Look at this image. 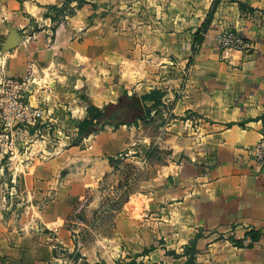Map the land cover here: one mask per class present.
<instances>
[{"label":"crops","instance_id":"0c3cea01","mask_svg":"<svg viewBox=\"0 0 264 264\" xmlns=\"http://www.w3.org/2000/svg\"><path fill=\"white\" fill-rule=\"evenodd\" d=\"M113 1L130 9L129 36L106 18L89 21L88 6L53 31L47 6L65 0H0V36L9 26L23 35L17 48H0V75L22 76L31 60L53 74L42 118L84 119L90 102L76 93L84 87L101 108L115 104L122 88L142 95L152 84L165 92L145 125H106L22 165L27 202L9 217L0 209V264H60L77 252L73 264H185L197 234L196 264H264V166L244 152L264 136V0H220L195 50L214 0ZM33 20L46 27L28 42ZM226 29L253 48L219 51L215 37ZM74 66L90 82L70 84ZM111 67L122 73L117 88L104 83ZM156 118L163 122L152 134ZM83 210L97 216L88 238L69 227Z\"/></svg>","mask_w":264,"mask_h":264},{"label":"rangeland","instance_id":"374dc122","mask_svg":"<svg viewBox=\"0 0 264 264\" xmlns=\"http://www.w3.org/2000/svg\"><path fill=\"white\" fill-rule=\"evenodd\" d=\"M104 2L106 3L105 6ZM119 5V2L115 3L113 0H88L87 3L80 6L74 2L63 15H60V18L57 20L51 19V29L56 31L59 26L68 24L81 9L88 6L89 21L93 22L99 17L106 18L107 22L111 25V29H113V27L117 28L118 26L119 30L122 29V32H127L129 36L130 9L120 8ZM48 12L56 14L55 11H50L49 9L45 14ZM31 25L32 28L24 34L28 42L35 38L36 33L46 27L41 25V23L35 22V20H33ZM63 60L66 59L63 58ZM69 61H71V57H67V62ZM40 62L42 64L44 63L42 61ZM34 63H36L34 60L28 61V65H31V67L29 66L26 73L22 76L14 77L5 74L2 76L0 75V209L6 211V217H9V214L14 210H21L18 208L25 206L27 202L19 185L20 174H23L25 169L22 165L27 166V164L31 163L35 158L40 160L49 159L55 154L54 152L57 149L67 147L71 140L78 136L79 121L73 119L68 113L55 120H47L41 117L45 109L44 105L46 107L50 101V96L44 92H50L53 87L51 84L53 81V74L46 72V70H37ZM118 66L120 67L119 64ZM77 69H79V71H77ZM70 72L71 73L68 75L70 84L74 85V83L79 80L84 81L85 84L90 82L85 72L81 70V66L71 67ZM121 74L122 73L117 69L111 67L110 72L102 74L105 85L115 86V88H117ZM69 86L71 87V85ZM153 89L157 88H154L152 84H145L139 92L151 91ZM128 91H131V93ZM76 93L78 97L93 104L87 95L85 87L78 90ZM31 94L36 96V103L30 100L29 95ZM134 95L138 97L141 96L133 89L128 90L122 88L113 95V99L116 101L115 104L117 105L121 98L128 102L130 101L129 96ZM107 106V114L115 109L109 105ZM143 106L147 112L148 103L143 102ZM31 122H33V124ZM145 122L141 119L138 121V123H142L143 125L146 124ZM161 122H163L162 118H156L152 126H148L149 131L152 134H157L158 125L161 124ZM49 127L51 131L50 134ZM26 129L29 131H26ZM19 164L20 168L18 167ZM129 169H126V171ZM129 187L131 186H128V188ZM125 195L124 192L120 199L114 203V206L120 205ZM96 217V214L91 216L87 212L85 213L84 210L80 211L75 217H72L73 222H69V227L72 229H74V226L79 227L78 229H80V231L78 234H80L81 237H86L85 235H87L88 238L90 236L85 232V228L87 229L89 224L93 223ZM75 222H78L79 226L75 225ZM93 224L95 225L96 223L94 222ZM77 253L71 255L73 260L78 256ZM123 264H139V262L136 259H129Z\"/></svg>","mask_w":264,"mask_h":264},{"label":"trees","instance_id":"16d2710c","mask_svg":"<svg viewBox=\"0 0 264 264\" xmlns=\"http://www.w3.org/2000/svg\"><path fill=\"white\" fill-rule=\"evenodd\" d=\"M87 1L88 0H65L63 5L61 6L51 4L48 6V9L50 11H55L56 14H52V12L51 13L48 12L45 14V17H50L52 20H57L58 18H60V15H63L66 12L68 7L72 3L75 2L77 5L80 6L84 3H87ZM219 3H220V0H214L212 7L207 15V18L205 19V21L203 22L199 30L196 32L194 44H193L194 50L196 49V44H199L203 41L205 33H207V31L209 30L214 13ZM244 6L245 5L243 3H240L241 8H244ZM164 95H165V92H163L162 90L153 89L150 92L142 94L140 97L136 95L129 96L130 101L128 102L125 101L123 98H121V101H119L117 105L116 104L109 105L110 107L115 108L109 114H107L108 106L101 108L94 104H90L87 108V116L78 122V136L74 138L73 140H71L70 144L71 145L79 144L85 137L104 129L106 125H112V124H106V125L102 124L101 123L102 118H104L105 116H112L115 113L118 114L122 108L134 102H139L140 100H142V102H147V101L152 102V105L148 106L147 112L144 109L145 112H142V113L140 112L137 114V116L131 117L129 121L125 122V124H136L138 123L140 119L146 120L148 117H151L153 110H156L158 112V110L161 108V106L163 105ZM260 119L262 120L263 126H264V114L260 117ZM199 236L200 234H197V236L189 243V245L185 247L184 255L187 256V260L185 264H196V252H197L196 242ZM252 237L254 239H257L258 235L252 233ZM152 248L146 249L145 253L149 252ZM173 254L175 256L178 255L176 253H173ZM139 264H142V262H139Z\"/></svg>","mask_w":264,"mask_h":264},{"label":"built area","instance_id":"2783aa9c","mask_svg":"<svg viewBox=\"0 0 264 264\" xmlns=\"http://www.w3.org/2000/svg\"><path fill=\"white\" fill-rule=\"evenodd\" d=\"M215 41L217 49L221 52H229L232 50L249 52L253 48V44L250 40L246 39L241 33L233 29H226L219 32L215 37ZM31 123L33 124V122ZM26 131L29 130L26 129ZM244 152L248 157L253 158L254 161L264 166V136L255 144L247 146ZM121 156L122 154L119 155V157ZM242 156L244 157V155ZM247 242L248 244H252L254 239L249 237ZM60 264H73V259L71 256L63 255L61 256Z\"/></svg>","mask_w":264,"mask_h":264},{"label":"water","instance_id":"95a60500","mask_svg":"<svg viewBox=\"0 0 264 264\" xmlns=\"http://www.w3.org/2000/svg\"><path fill=\"white\" fill-rule=\"evenodd\" d=\"M23 41V35L20 30L9 26V33L6 36H0V48L3 51H11L17 48ZM144 112V106L142 100L134 102L128 106L122 108L118 114L112 116H105L102 118V124L120 125L129 121L131 117L137 116L138 113Z\"/></svg>","mask_w":264,"mask_h":264},{"label":"flooded vegetation","instance_id":"af4514ba","mask_svg":"<svg viewBox=\"0 0 264 264\" xmlns=\"http://www.w3.org/2000/svg\"><path fill=\"white\" fill-rule=\"evenodd\" d=\"M120 101H121V99H120ZM122 104V103H121Z\"/></svg>","mask_w":264,"mask_h":264}]
</instances>
